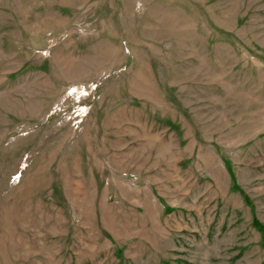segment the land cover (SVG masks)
Masks as SVG:
<instances>
[{
    "label": "rangeland",
    "instance_id": "374dc122",
    "mask_svg": "<svg viewBox=\"0 0 264 264\" xmlns=\"http://www.w3.org/2000/svg\"><path fill=\"white\" fill-rule=\"evenodd\" d=\"M264 0H0V264H264Z\"/></svg>",
    "mask_w": 264,
    "mask_h": 264
},
{
    "label": "trees",
    "instance_id": "16d2710c",
    "mask_svg": "<svg viewBox=\"0 0 264 264\" xmlns=\"http://www.w3.org/2000/svg\"><path fill=\"white\" fill-rule=\"evenodd\" d=\"M252 224L254 228H256V230H258V232L262 235V237H264V228L260 224H258L255 220L252 221Z\"/></svg>",
    "mask_w": 264,
    "mask_h": 264
}]
</instances>
